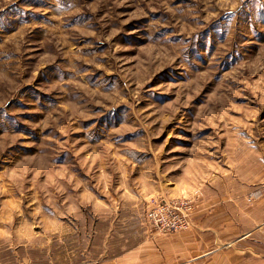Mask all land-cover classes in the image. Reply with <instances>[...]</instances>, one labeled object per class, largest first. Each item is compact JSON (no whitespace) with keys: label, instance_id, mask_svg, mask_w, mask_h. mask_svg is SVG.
Masks as SVG:
<instances>
[{"label":"rangeland","instance_id":"1","mask_svg":"<svg viewBox=\"0 0 264 264\" xmlns=\"http://www.w3.org/2000/svg\"><path fill=\"white\" fill-rule=\"evenodd\" d=\"M263 190L264 0H0V264L145 263Z\"/></svg>","mask_w":264,"mask_h":264},{"label":"crops","instance_id":"2","mask_svg":"<svg viewBox=\"0 0 264 264\" xmlns=\"http://www.w3.org/2000/svg\"><path fill=\"white\" fill-rule=\"evenodd\" d=\"M239 213L221 208L198 211L191 232L161 244L151 242L148 262L139 264H264V213L244 211L241 216L252 219L246 226L238 225Z\"/></svg>","mask_w":264,"mask_h":264},{"label":"built area","instance_id":"3","mask_svg":"<svg viewBox=\"0 0 264 264\" xmlns=\"http://www.w3.org/2000/svg\"><path fill=\"white\" fill-rule=\"evenodd\" d=\"M261 195H264V190L252 194L250 200L252 197L257 198ZM149 219L163 232L187 230L191 226L189 208L184 206L178 207L170 204L156 206L151 210Z\"/></svg>","mask_w":264,"mask_h":264}]
</instances>
